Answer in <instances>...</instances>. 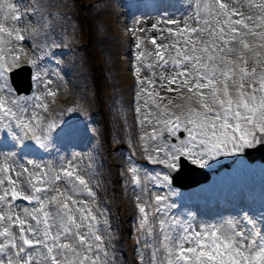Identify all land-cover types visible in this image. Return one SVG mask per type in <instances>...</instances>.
<instances>
[{"label":"snow or ice","instance_id":"6c2138e0","mask_svg":"<svg viewBox=\"0 0 264 264\" xmlns=\"http://www.w3.org/2000/svg\"><path fill=\"white\" fill-rule=\"evenodd\" d=\"M248 6L259 13L246 15L224 0H195L193 24L167 28L171 44L152 36L154 52L142 42L136 45L138 143L148 162L162 166L150 171L129 158L131 183L140 188L135 230L155 240L158 226L157 235L162 234V258L153 246L147 264H264V211L257 214L235 184L216 179L227 181L249 168L250 152L264 148V51H257L264 49V0ZM35 12V6L29 13L14 0H0V141L10 138L14 144L0 149V264H115L99 234L100 217L105 228L108 220L97 215V193L76 163L77 154L68 159L59 150L78 138L74 117L87 119L88 111L69 106L49 113L48 98L57 92L42 65L55 60L59 45L48 39L47 26L26 19ZM151 27L164 31L155 23ZM37 36L43 39L37 42ZM148 57L155 64L147 63ZM24 63L36 70L39 95L21 96L10 83ZM142 67L151 76H143ZM154 68L161 69L159 76ZM157 79L163 90L185 101L177 110L171 100L161 102ZM88 131L92 135L95 129ZM186 163L212 174L207 187L176 185L175 175ZM148 184L156 191H148Z\"/></svg>","mask_w":264,"mask_h":264},{"label":"rangeland","instance_id":"374dc122","mask_svg":"<svg viewBox=\"0 0 264 264\" xmlns=\"http://www.w3.org/2000/svg\"><path fill=\"white\" fill-rule=\"evenodd\" d=\"M51 1L53 3L51 7H57L63 14L52 18L46 14L47 8L42 7L40 11L26 17L37 27L47 26L48 39L54 40L59 45L54 49L55 60H45L42 65L43 70L52 73L54 83L51 87L57 92L55 97L48 98L49 113L52 114L53 110L59 112L69 106H83L88 111L87 119L79 115L74 117L79 131L78 138L72 142L60 144L59 150L68 159H71L73 152L77 154L76 163L87 174L86 178L90 180L93 190L97 193L96 205L99 209L97 215L100 216V213H103L108 220L107 228H105L103 217H100L101 232L99 234L108 246L109 259L114 260L115 264H127L128 259L131 260V264H142L140 257L143 255L144 264H147L153 246L158 250L157 259H161L162 249L159 240L162 234L157 235L159 234L158 226L154 227L155 240L135 230L141 217L136 199L140 194V188L131 183V174L128 172L131 167L129 158L141 168H147L150 171H159L162 167L148 162L142 145L138 143L142 132L139 126L141 117L135 112L137 94L140 91L135 69L141 67V64L137 59L139 49L136 45L143 38L145 42L143 48L154 52L155 48L150 39L152 36L157 37V43L171 44L172 37L168 36L167 28L172 27L175 30L177 27H183L184 22L192 25L193 21L190 17H193L195 13V0ZM14 2L18 3L23 10L32 12L33 0H14ZM224 2L236 4L246 15L259 13L258 9L249 8L248 5L250 2L259 3L260 0H224ZM104 8L121 14L116 16L121 21L119 23L114 21V26L110 27L106 21L107 13H104ZM157 9L161 10L149 14V10ZM173 19L180 23L178 25L167 23ZM154 23L164 31L153 29L151 26ZM36 39L40 42L43 37L37 36ZM249 40L254 41L255 38L249 37ZM30 46V42H24L26 49ZM115 46H121V57L124 61L120 63L123 73L116 71V55L113 50ZM237 47L239 48V45ZM257 51H264V49H257ZM147 63L155 64L154 58L148 57ZM153 70L159 76L161 69ZM142 74L151 76V71L142 67ZM122 75L128 81V85L132 84L129 94L125 93L121 87ZM128 76L131 78L127 79ZM160 85L161 82L157 79L155 88L160 92L162 103L167 104L171 100L173 103L170 107L173 110H177L175 105L185 103L179 93L167 92ZM34 94H40L36 85L34 93L29 97ZM31 103L32 101H29V105ZM90 127L95 129L92 135L88 131ZM145 128L147 129L148 125H145ZM2 142L0 141V144ZM5 145L9 149L14 147L10 138L6 139ZM0 149H3V145H0ZM32 155L43 161L49 159V156L43 153L33 152ZM51 156L54 158L56 153H51ZM109 156L114 158L112 166L110 164L107 166L105 163ZM229 163V160L225 159V165ZM251 166L234 172L235 180L238 178L245 180V183L255 182L257 180L255 173L252 174V180L249 177V171L253 167ZM144 183V177L141 174V186ZM222 183L233 184L231 178L227 181L223 180ZM147 190L156 191L151 184H148ZM260 193L258 191L255 195L258 203L255 209L257 214L264 211L260 207L264 191ZM15 230L18 231V228ZM121 235L123 237H120ZM146 241L147 246H145ZM125 249L129 250V255L123 252Z\"/></svg>","mask_w":264,"mask_h":264},{"label":"water","instance_id":"95a60500","mask_svg":"<svg viewBox=\"0 0 264 264\" xmlns=\"http://www.w3.org/2000/svg\"><path fill=\"white\" fill-rule=\"evenodd\" d=\"M31 75H32L31 69H29V68H26V69L24 68V69L14 73L13 82H14L15 86L17 87V89L20 93L28 92V89L30 87L29 81L31 80ZM19 77H23V79L21 81H19ZM262 149L252 150L250 152V156L248 157L249 160L254 161L256 159V157L259 156ZM255 155H256V157H255ZM197 172L200 174H204V172L202 170H199L198 168H195L194 166L186 163L185 166L183 167V169L175 177V180L179 185H181L183 187H190L193 184L200 183L201 181H197V182L194 181L191 183H186L183 180V175L191 174L193 176H196V175H198V174H195Z\"/></svg>","mask_w":264,"mask_h":264},{"label":"bare ground","instance_id":"6f19581e","mask_svg":"<svg viewBox=\"0 0 264 264\" xmlns=\"http://www.w3.org/2000/svg\"><path fill=\"white\" fill-rule=\"evenodd\" d=\"M33 1H34L33 6L36 7V11H40V9L42 7H45V8H47V9H45L46 10V14L49 15V16H52L53 15V11L56 8L55 7H51V4H53L51 0H33ZM104 9H103V11H104ZM114 11L111 10V9H105V11H104V13H107V17H106L107 20L106 21H107V24L110 27H113L114 26V23H115L114 21H116L117 23H119L121 21V19H117V17H116V16H121V14L119 15L117 13V11H115V12ZM113 50L115 51V55H116V59H115L116 71L117 72H120V73H123L122 67H121V63H120V61H122V57H121V46H115V47H113ZM123 51H124V48H123ZM120 79H121V82H122L123 87L126 88L127 80L125 79V77L123 75L120 77ZM117 251H119V250L117 249ZM123 252H125L126 255H129V250H126L125 249ZM130 261L131 260L128 259V263L127 264H129Z\"/></svg>","mask_w":264,"mask_h":264}]
</instances>
